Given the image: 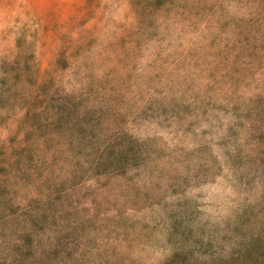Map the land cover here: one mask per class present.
I'll list each match as a JSON object with an SVG mask.
<instances>
[{
	"label": "rangeland",
	"instance_id": "1",
	"mask_svg": "<svg viewBox=\"0 0 264 264\" xmlns=\"http://www.w3.org/2000/svg\"><path fill=\"white\" fill-rule=\"evenodd\" d=\"M0 264H264V0H0Z\"/></svg>",
	"mask_w": 264,
	"mask_h": 264
}]
</instances>
